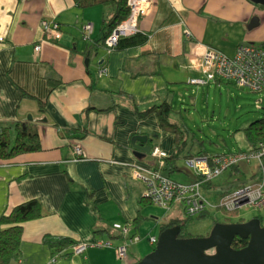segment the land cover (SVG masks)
<instances>
[{
  "label": "crops",
  "instance_id": "0c3cea01",
  "mask_svg": "<svg viewBox=\"0 0 264 264\" xmlns=\"http://www.w3.org/2000/svg\"><path fill=\"white\" fill-rule=\"evenodd\" d=\"M152 4L138 18V28L150 34L146 43L109 52L97 40L101 22L97 24L93 8L81 9L73 0H0V125L28 120L37 126L42 146L16 155L14 163L0 158V217L32 197L41 201L44 212L24 223L19 264L138 260L134 253L118 259L114 248L100 246L81 252L70 247L54 259L43 237L70 235L90 243L108 238L105 226L134 218L144 191L134 164L156 165L161 158L152 152L136 156L131 137L146 134L153 151L170 153L174 135L161 128L156 114L140 117L133 105L144 109L172 101L175 84L202 71L193 56L196 41L233 52L239 42L228 50L221 32L228 37L237 25L244 29L257 8L248 0ZM43 19L59 23L57 40L53 31L43 29ZM86 23L90 29L83 27ZM187 29L193 41H187ZM55 77L62 82L54 84ZM38 96L46 97L44 110ZM75 144L81 146L79 158Z\"/></svg>",
  "mask_w": 264,
  "mask_h": 264
},
{
  "label": "trees",
  "instance_id": "16d2710c",
  "mask_svg": "<svg viewBox=\"0 0 264 264\" xmlns=\"http://www.w3.org/2000/svg\"><path fill=\"white\" fill-rule=\"evenodd\" d=\"M73 1H74V4L81 9H90L98 5H106L107 7H109L107 11H103V14L101 17L99 37L97 38L98 41H102L107 51L111 52L113 49L115 50L123 49L128 46L143 45L146 43L150 34L148 31H142L138 28V18L139 17L137 18L136 29L133 32L120 35L118 39L116 40V42L111 47L107 43L108 36L127 17L128 12L130 10L129 0H73ZM248 1L253 3L251 0H248ZM153 5L154 4H152V7ZM262 8H264V6H262ZM142 14H140L139 16H141ZM86 24H90V23H86ZM86 24H84V26ZM58 29H60V26ZM58 29L52 32L54 40H57L60 37V32L57 31ZM188 31L189 29H187L185 32L187 41L188 40L193 41L194 38L191 35V31L187 33ZM201 70H202V75L200 77H191V78H198V79L204 80L205 82H202V84H206L208 82H214V83H234L239 86H244L232 79L220 78L218 76L213 79H210L207 75V72H205L202 68ZM191 78H189V81ZM54 80H55L53 82L54 84H58L59 82H62L60 77H55ZM244 87H247V86H244ZM247 88L252 91L261 92V91L253 90L249 87ZM121 91L122 90H119L117 92L121 93ZM26 93L28 95H33L28 92ZM261 93L264 95L263 92ZM37 99L39 102V109L44 110L45 104L47 102L46 97L38 96ZM133 107H134V111L136 112V114L139 115L140 117L146 116L149 113L156 114L161 128L171 132L174 135L173 150L170 153H167L163 150H159L165 153V155L160 160V162L162 161L163 164H159L158 162L155 165L159 167L161 169V172L164 175H166L169 179H171L172 181L184 183V182H191V180L195 178L198 179L194 169L186 165L185 160L189 157H192L194 155H206L210 158L213 156H221V155L238 153V152H234V153L209 152L208 150L203 148V145L200 139L197 140L200 144L199 149L197 151L195 150L193 151L190 147L186 149V147L189 144L191 145L196 144L195 143L196 140H194L195 136L192 133V128L189 127L185 121L175 120L170 117L171 112L173 111V103L169 99H163L162 101L155 102L153 104H150L144 109H140L137 103H135ZM88 108H91V106H88L87 109ZM243 130L245 133V137L247 141L249 142L248 152L251 154L255 153V155L260 154L258 158L260 160V165L262 167V175H263L264 174V117L256 118L252 120L247 126L243 128ZM71 132H73V130H71ZM12 135H13V141L11 138ZM41 147H42L41 140H40L37 126L31 123L30 121L17 120L12 125H0V158L1 159H4L9 163H14L16 162L14 159L16 155L26 153V152H32L35 150H40ZM77 158H79L78 155H77ZM179 158H183L185 165L191 170V174H193V176L189 180L175 179L171 175L172 172L180 170V167L176 164ZM233 165L234 164H231L229 166H233ZM210 181L211 179L206 180L205 184H209ZM235 188H233L232 190H228V191H220L216 195L215 203L212 204L211 206L224 211L226 214H231V213L236 212L239 207L227 208L225 205L220 203L221 198L231 193ZM86 201H87V204L90 205V208H92L93 211L97 213L98 211L97 207L93 205V203H91L88 199H86ZM146 201H147L146 198L144 197V195H142L139 201L140 209L138 213L134 216V218L129 220V222H122V223L115 222L109 226H105L104 228H102V231L108 234V238H96L93 242L88 243V242L76 240L74 237L70 235L66 236V235L46 234L43 237V241L48 244L51 250V254L54 259H56L58 256H61L63 251H65L66 249L70 247L75 248L76 245L81 244L82 242L86 244L84 249L90 246L112 247L114 248L116 257L118 259H124L126 258V256H128L129 247L132 245L131 243H134L140 240L142 237L138 231L141 225L140 219L142 217L145 218V216L141 213V207L145 204ZM169 204L170 205L167 207V211L170 210L172 206H181V209L184 212L185 216L183 217L174 216V217L168 218V220L162 221L159 225V229H158L159 232L165 229L166 227L180 225V231L178 234L179 237L203 236L199 234L194 235L193 233L188 231V227H189L190 220L193 217H196L195 215H199V216L204 215L206 212H208L207 208L210 205L206 204L205 208H202L201 210L195 213H189L187 211V206L183 199H180L173 203L169 202ZM43 215H44V212H43L41 201L35 197L29 198L27 200L17 203L9 211L1 215L0 217V264H19L18 260L21 257L20 244H21V239H22L23 230H24V223L27 221L42 217ZM254 216L262 220L260 214H256ZM240 221H245V220L242 218L241 219L239 218L237 221H233V222H240ZM216 222H230V221H227V220L221 221L219 220V218H217V216H215L213 217L212 226ZM124 227L128 229V231L125 233L123 231ZM151 235H156V234L155 233L149 234L148 236L149 242H150ZM99 241L101 243H97ZM247 242H248L247 238H241L239 236H235L232 242V246L234 248H240V247L245 246ZM121 244L126 245V255L125 256H119L116 253V247ZM151 245H153V248H152L153 250L155 247V243ZM130 252L133 253L132 251Z\"/></svg>",
  "mask_w": 264,
  "mask_h": 264
},
{
  "label": "rangeland",
  "instance_id": "374dc122",
  "mask_svg": "<svg viewBox=\"0 0 264 264\" xmlns=\"http://www.w3.org/2000/svg\"><path fill=\"white\" fill-rule=\"evenodd\" d=\"M92 8L95 9L94 13L98 14L96 18L99 25L102 17L100 15L101 11H107L109 7L98 5ZM130 12L131 8L127 17ZM252 18H258L259 20V23L252 28L244 25V29H241L240 25H237L228 37H225V31L221 32L220 30L222 45H226L228 50L238 42H253L264 46V8H259L258 10L256 8L250 16L248 24ZM97 31L96 29V33ZM193 74L191 75L200 77L202 71H194ZM189 78H184V81L175 84L172 88L173 91L169 93V96L174 93L172 95L173 111L170 117L175 120L185 121L192 128V133L195 136L196 144H189L186 149L190 147L193 151H197L200 146L197 140L200 139L203 148L209 152H242L246 154L249 149V142L245 137L243 128L252 120L264 117V95L261 92L252 91L247 87L234 83H191ZM11 138L13 141V135ZM151 152L153 155L156 154L153 149L149 153ZM176 164L180 167V170L172 172V177L179 180H189L193 176L191 170L185 165L183 158H179ZM261 176L262 167L259 158L256 155H250L248 159H240L233 166L223 169L211 179L209 184L203 182L200 188L206 196V201H211L214 204L216 195L220 191L232 190L239 184L254 181ZM193 180L195 179L191 181ZM143 195L147 201L141 209V213L144 211L146 214L145 218L142 217L140 219L141 225L138 232L142 237L140 240L131 243L132 245L128 250V255H130V251H133L138 259L145 256L153 248L148 236L151 233H155L158 236L160 224L156 227L153 226L157 220L159 222L174 216H185L181 206H174L167 211V208L148 198L144 191ZM207 211L204 215H195L196 217L190 220L188 231L194 235L207 234L212 228V221L215 216L221 221L233 222L239 218L248 220L254 215L260 214L264 222V209L258 210L249 203H243L236 212L231 214H226L213 206H209ZM82 246L83 244H78L73 249L77 252L82 249ZM138 249L139 254H137ZM119 262L121 263L122 261L120 260Z\"/></svg>",
  "mask_w": 264,
  "mask_h": 264
},
{
  "label": "built area",
  "instance_id": "2783aa9c",
  "mask_svg": "<svg viewBox=\"0 0 264 264\" xmlns=\"http://www.w3.org/2000/svg\"><path fill=\"white\" fill-rule=\"evenodd\" d=\"M131 12L108 36L107 43L110 47L116 42L118 37L129 32H133L137 26V18L140 14L148 12L152 8L151 0H129ZM43 29L46 31H55L59 28L56 20L43 19L41 21ZM90 29L91 24L84 26ZM190 31V30H189ZM189 31L187 33H189ZM35 49L40 45L35 44ZM193 56L196 65L202 68L210 79L215 77L227 78L237 81L241 85L247 86L253 90L264 93V46L253 42H241L236 45L231 53H227L219 47L204 41H196L192 46ZM190 82L202 83V79L191 78ZM74 152L80 157V144L74 145ZM162 158L165 153L158 151L155 154ZM255 153H235L221 156L208 157L206 155H196L185 160L186 165L192 167L198 177L191 182H175L169 179L161 172V169L155 165L136 163L135 175L142 181L144 192L153 202L167 208L170 204L180 199L185 201L187 211L195 213L205 205H212L206 201L200 185L206 180L212 179L223 169L238 160L247 158ZM257 157L260 154H256ZM159 164L163 162L159 161ZM220 203L227 208L240 207L243 203H249L252 207L261 210L264 209V174L256 181L245 182L236 187L231 193L221 198ZM124 233L128 231L123 228ZM157 236L151 235V244L156 243ZM97 243H101L100 241ZM81 252L85 248L82 243ZM79 244V245H82ZM116 253L119 256L126 255V245L121 244L116 247Z\"/></svg>",
  "mask_w": 264,
  "mask_h": 264
},
{
  "label": "water",
  "instance_id": "95a60500",
  "mask_svg": "<svg viewBox=\"0 0 264 264\" xmlns=\"http://www.w3.org/2000/svg\"><path fill=\"white\" fill-rule=\"evenodd\" d=\"M251 1L264 4V0ZM258 23V18H252L248 27ZM148 141L146 134H133V153H149L152 145ZM179 231L180 225L161 230L154 249L133 264H264V222L256 216L240 222H216L203 236L179 237ZM235 236L247 238V244L234 248Z\"/></svg>",
  "mask_w": 264,
  "mask_h": 264
},
{
  "label": "flooded vegetation",
  "instance_id": "af4514ba",
  "mask_svg": "<svg viewBox=\"0 0 264 264\" xmlns=\"http://www.w3.org/2000/svg\"><path fill=\"white\" fill-rule=\"evenodd\" d=\"M253 4L259 9V8H262V6H264V4H262V3H255V2H253ZM260 5H261V7H260ZM261 222L263 223V220H261Z\"/></svg>",
  "mask_w": 264,
  "mask_h": 264
}]
</instances>
